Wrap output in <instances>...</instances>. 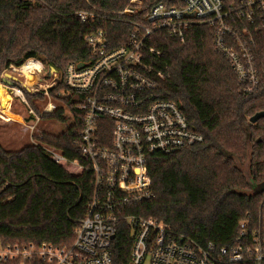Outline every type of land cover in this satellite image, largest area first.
Listing matches in <instances>:
<instances>
[{
  "label": "trees",
  "instance_id": "1",
  "mask_svg": "<svg viewBox=\"0 0 264 264\" xmlns=\"http://www.w3.org/2000/svg\"><path fill=\"white\" fill-rule=\"evenodd\" d=\"M233 0H226L230 7ZM160 2L175 0H0V82L13 72L11 65L23 66L36 59L45 71L56 68L61 82L42 93L26 97L37 112L35 98L56 103L44 117L73 123L62 133L43 131L18 150H7L0 143V239L5 242L48 241L56 245L74 241L75 229L87 214L95 190V173L86 168L75 174L57 163L47 150L51 146L69 160L89 166L80 148L85 113L78 108L82 95L65 89L64 74L70 62L94 61L86 41L90 33L104 30L107 43L116 47L127 42L134 25L118 20L115 12L140 9L122 18L142 21ZM231 9L236 17L238 11ZM95 11V20L82 21L79 11ZM251 41L259 83L253 91L245 85L229 60L216 49L214 25L193 22L185 40L166 29L152 32L145 42V62L159 81L166 99L177 102L189 122L205 136L197 145L149 157L153 196L134 204L133 213L168 223L177 233L205 245L231 246L239 233V222L255 217L264 195L257 191L264 182V117H251L264 111V27L250 21L230 24ZM231 24V25H232ZM155 48L156 52H150ZM159 52V53H158ZM164 73V78L158 72ZM11 73V74H12ZM21 80L16 84L21 85ZM46 103V104H47ZM9 106V105H7ZM46 106V105H45ZM44 108V107H43ZM6 113L11 119L10 110ZM26 119L30 122L31 115ZM104 122H108L105 117ZM108 135V131L104 130ZM248 164L246 173L242 166ZM132 230L122 222L112 243L115 264H129ZM2 264H14L5 262Z\"/></svg>",
  "mask_w": 264,
  "mask_h": 264
},
{
  "label": "built area",
  "instance_id": "2",
  "mask_svg": "<svg viewBox=\"0 0 264 264\" xmlns=\"http://www.w3.org/2000/svg\"><path fill=\"white\" fill-rule=\"evenodd\" d=\"M175 1L171 5L155 4L142 21L122 18L140 9L115 12L118 20L125 19L134 25L127 42L122 45L110 47L102 29L86 36L94 61L84 63L82 68L79 62L68 64L62 94L67 91V95L68 92L82 95L79 99L83 103L78 108L85 116L80 148L90 165L69 160L51 146L47 150L59 164L62 161L72 163L80 173L86 168L94 171L93 199L75 229L72 243L15 241L2 244L0 239V264H115L111 247L122 222L132 230L129 264H264V195L257 215L239 222L238 236L229 247H220L213 241L203 245L177 233L163 220L133 213L134 204L150 199L154 193L150 155L175 152L205 140L181 106L164 97L159 81L150 74L151 67L145 62V42L149 35L155 30L166 29L184 41L193 22L214 25L217 28L216 49L229 60L246 86L245 91H253L259 83L253 39L249 41L243 37L249 30L244 27L241 32L230 22L246 20L258 28L264 27V0H233L230 7L226 6V0ZM231 7L238 11L236 17ZM78 15L82 21L97 17L92 10L79 11ZM150 52H156L155 48ZM32 61L39 66L35 65L30 72L39 76L45 70L44 65L36 59L27 62ZM23 66L11 65V69L26 76ZM5 73L3 78L8 79V82L3 81L5 90L11 91L28 107L27 115H31L32 120L27 127L34 133L43 113L53 112L57 105L50 98L39 113L30 105L25 91L50 96L49 90L61 82V77L55 76L49 84L40 82V86L28 87L22 82L16 84L17 81L6 77ZM157 74L165 77L162 71ZM104 117L108 122L103 121ZM33 142H37L34 136Z\"/></svg>",
  "mask_w": 264,
  "mask_h": 264
},
{
  "label": "rangeland",
  "instance_id": "3",
  "mask_svg": "<svg viewBox=\"0 0 264 264\" xmlns=\"http://www.w3.org/2000/svg\"><path fill=\"white\" fill-rule=\"evenodd\" d=\"M131 2H135V4H142L143 0H134V1L131 0ZM7 72L8 71H6V73ZM8 73H10V72H8ZM12 75L18 76L19 79L22 81V84H24V85L26 84V86L29 87L27 76H21L20 74H18L16 72L12 73ZM55 76H57V74L51 68V70L49 72H46L44 70L42 73L39 74L38 77H39L41 84L43 85V84H49L50 82H52V80L54 79ZM2 77H3V75H2ZM2 80H3V78H2ZM3 83L4 82L1 81L0 86H2L4 88V91L10 93L13 97L12 105H11V107L7 106V110H10V114L12 113L11 115H13V117H14L13 119H11L9 117V115L6 113V110L4 111L2 108H0V143L2 144V146L5 149H7V150L21 149L23 146L33 142V136H35L34 134L41 135V133L43 131L53 133V134H60L73 123V118L69 116L70 115L69 113H66L67 117L65 120H60L57 118L44 117L39 123H37V125H36L37 128L34 131V133H32L31 130L28 129V127H27L28 123H29V121L26 119L28 107L25 104H22L21 102H19V99L17 97H15L11 93V91L5 90ZM9 100H8L7 105H9ZM0 101H1V98H0ZM33 103L35 104V106L43 109V107L46 105L47 101H41L40 99L35 98L33 100ZM33 122H31V123H33ZM34 140H35V138H34ZM62 165L66 169L71 170L70 172L80 173V170H78L75 167V165H73L72 163L62 161ZM242 168L244 169V171L246 173H248L249 168H248L247 163L244 164L242 166ZM1 243L2 244H8V243H12V242H5L2 240ZM24 243H26V242H24Z\"/></svg>",
  "mask_w": 264,
  "mask_h": 264
},
{
  "label": "bare ground",
  "instance_id": "4",
  "mask_svg": "<svg viewBox=\"0 0 264 264\" xmlns=\"http://www.w3.org/2000/svg\"><path fill=\"white\" fill-rule=\"evenodd\" d=\"M35 65H38V63H36L35 61L32 62H27L23 67H22V71H24L26 73V76L28 78V85L31 86H40V80L39 77L33 73L30 72V70L32 68H34ZM30 80V81H29ZM32 80V81H31ZM0 108H2L4 111L7 109V104H8V100H9V106L11 107L12 105V100L13 97L10 93L4 91V88L2 86H0Z\"/></svg>",
  "mask_w": 264,
  "mask_h": 264
},
{
  "label": "water",
  "instance_id": "5",
  "mask_svg": "<svg viewBox=\"0 0 264 264\" xmlns=\"http://www.w3.org/2000/svg\"><path fill=\"white\" fill-rule=\"evenodd\" d=\"M78 66L80 68H82L84 66V63H79ZM52 70L55 71V72L57 71L55 67H52ZM5 76L8 77V78L14 79L17 82L20 80L18 76L12 75V74H10L8 72L5 73ZM2 81L8 82V79L7 78H3ZM263 117H264V111L257 112L254 116L251 117V122L255 123L259 119H261ZM257 191L264 192V182L258 186Z\"/></svg>",
  "mask_w": 264,
  "mask_h": 264
}]
</instances>
